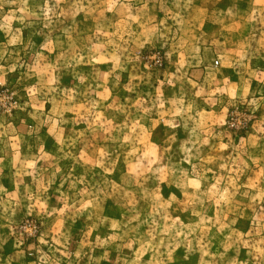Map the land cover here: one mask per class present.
<instances>
[{
  "label": "rangeland",
  "instance_id": "1",
  "mask_svg": "<svg viewBox=\"0 0 264 264\" xmlns=\"http://www.w3.org/2000/svg\"><path fill=\"white\" fill-rule=\"evenodd\" d=\"M0 264H264V0H0Z\"/></svg>",
  "mask_w": 264,
  "mask_h": 264
}]
</instances>
